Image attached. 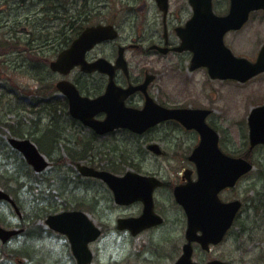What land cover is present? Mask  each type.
<instances>
[{"label": "flooded vegetation", "instance_id": "af4514ba", "mask_svg": "<svg viewBox=\"0 0 264 264\" xmlns=\"http://www.w3.org/2000/svg\"><path fill=\"white\" fill-rule=\"evenodd\" d=\"M230 6L231 0L213 1L217 15H226ZM32 8H35L32 15L22 12ZM192 14L190 0H0V27L14 30V39L20 41L18 57H23L31 49L40 53L52 52L57 58L84 29L97 26L117 29V40L106 41L86 54L88 64L107 61L113 67L110 69L112 77L111 72L84 73L77 67L66 79L82 95L92 99L104 95L111 81L122 94L123 91L137 89L125 99V106L135 110L144 109L148 99L165 109L188 107L170 101L164 88L168 78L175 71H182L192 59L191 53L178 51L182 44L179 31L186 27ZM32 19L38 27L54 30L53 36L49 37L52 41L36 46L29 43L30 40L23 33L27 36ZM246 27L230 34H240ZM17 29L23 31L18 33ZM75 29L82 31L76 36ZM57 76L61 79L60 75ZM55 97L58 98L57 93ZM191 104L190 108L211 111L206 117V123L218 131L212 120V110L207 106ZM98 119H105V115H100ZM135 137L148 138L146 148L150 144H158L162 151L159 158L168 159L169 163L109 165L101 160H91L88 165L98 172H109L119 178L134 173L136 177L133 188L138 199L128 204H116L114 194L106 182L95 177L84 178L83 212L99 235L88 244L86 237H76L74 241L84 245V250L77 252L68 236L53 231L47 224L50 216L72 211L64 209L65 200L69 204L73 202L71 191L62 194L60 202L55 204L59 211L32 214L30 221L23 216L19 224L12 223V207L4 203L10 210L6 227L22 230L6 248L21 240L25 258L14 262L11 254L5 253L3 264H178L189 250L193 264H211L216 261L235 264V242L239 238L236 231H239V235L249 232L250 218L244 214L251 209V204L247 202L251 195V174L243 177L236 187L223 189L219 193V199L224 204L240 201L242 208L223 241L205 248L203 236L213 232L209 228L213 224L210 219V190L204 189L199 193L194 187L190 189V193L199 200L198 221L192 232L193 237L190 238L189 213L175 196L178 189H185L199 180L198 166L191 157L200 144V132L171 120ZM184 139L189 145L181 149L179 145ZM222 145L223 152L251 159V153L247 151L237 154L227 150L228 144L223 142ZM145 153L136 152V155L140 154L144 158ZM146 204L152 205L153 210L148 211ZM72 225L74 231L85 229L92 235L94 233L92 226L85 222ZM29 243L34 245V260H30L26 253ZM225 245L231 248L226 250Z\"/></svg>", "mask_w": 264, "mask_h": 264}, {"label": "rangeland", "instance_id": "374dc122", "mask_svg": "<svg viewBox=\"0 0 264 264\" xmlns=\"http://www.w3.org/2000/svg\"><path fill=\"white\" fill-rule=\"evenodd\" d=\"M22 12L32 14L35 12V8L30 9V11ZM52 32H54V30L50 31V34ZM4 35V33H0V36ZM23 36L28 37L29 40L33 39L35 41L42 42L45 40L44 37H41L38 30H31L30 27H28L27 36L25 34H23ZM226 41L228 46L236 54L244 56L249 60H255L261 46L264 45V13H255L251 22L242 33L237 35L229 34ZM5 55L12 58L15 54L12 53L11 49H0V75H3L2 78L4 79L3 83L0 82V96H2V100L0 102V120L3 121L0 125V139L4 141L6 138L7 140L10 136V132L9 127L7 128L6 126H11L16 123L21 124L19 125V128H23L25 131L23 133L30 132L31 134H34L35 137L39 138L40 133L46 128L47 122L37 124L25 121L21 117L20 102H15V94H13L12 91L16 92L20 97H23L26 94H29V91L31 90L30 88L37 87V85L33 82L34 80H37L35 77L37 72L42 71V81L44 82V86L51 81L52 76L46 74L43 67V62L45 60H43L41 55L31 57L33 62L27 64L25 69L18 68L19 66L8 67L7 65H4L5 59L2 57ZM17 61L19 60L17 59ZM32 64H36L38 67H31L30 65ZM185 68H183L182 71H175L168 78V82L165 84L164 92L167 94L170 101H173L174 104L188 105V107H191L189 106L192 105L191 103L200 107L207 106L213 110L212 120L220 133V141L229 145L227 150L229 152L238 153L247 151L249 138L247 120L254 107L264 104V75H261L246 84H240L237 82L211 80L205 70H198L191 73ZM4 70H10L11 74L8 76L5 75L3 73ZM41 95H44L43 91L41 92ZM51 95V93H47L45 96ZM10 99H12L13 103L9 102ZM54 102L55 101L52 103ZM43 115L47 116L46 114ZM31 118L36 119L37 117L35 115H31ZM47 118H49V116ZM65 122L67 124L62 122L59 116L60 124L57 125L58 128H73L72 131L68 133L70 142L61 141L57 145L60 152L58 154L54 153V156H52L54 164H52V167H50L45 174V179L50 180L48 184H52L50 182L55 180L59 181V186H61L62 191H66L65 187L69 183L75 186L78 185V190L82 187V184L80 183L83 182V180L78 178L75 168L69 163L67 155L63 151L66 145L71 148L75 147L74 145L76 141H78L77 145L79 150L87 148L97 149L94 153H96L97 156L101 153L109 165H112L114 162L117 164L143 163L148 165L169 163L168 159H155L154 157L149 156L143 158L140 154H138V156L136 155V152H146L145 143L148 141V138H145L143 143H141L142 139H136V137L121 131L115 132L113 135L104 138L95 137L88 131L83 132L80 135L77 131V133L73 132L77 129V127H73L70 119L65 120ZM15 130L19 131L16 128ZM40 130L42 131L40 132ZM188 145V141L184 139V141L180 142L179 148H187ZM99 150H101V152H98ZM252 159L257 168L264 170V148L255 152ZM81 164L84 163L81 162ZM256 173L257 171L253 174L250 180V185L252 184L253 191L255 192L254 193L252 191L251 193L253 200L252 206L258 205L259 207H257L259 208V211H255V213L251 211L250 213L251 219L249 220V232L245 235V240L240 243L235 242V264H264V220L258 218V215L264 214V206L260 207V202L264 204V178L257 180L256 177L260 173ZM262 176L264 177V174H262ZM47 192L56 196L58 190L45 189V193ZM24 193L25 195L21 200L23 201L26 211L29 212L30 209H27L30 204L29 202L34 201L35 197L29 195V189H24ZM259 193H262L263 195L258 196ZM72 198H74V203L72 205L82 203V200L85 198L84 191H77ZM6 213L7 215L9 214L8 208L5 205H1L0 216L2 217ZM3 217L5 218V216ZM14 222H17V220L14 219ZM236 232H238V230ZM11 248L19 249V247H16V243H12L10 247L5 250H10ZM227 248L231 247L229 245H225L226 250ZM0 250H4L1 244ZM33 250L30 249L26 252L33 256ZM34 258L35 256L33 259Z\"/></svg>", "mask_w": 264, "mask_h": 264}, {"label": "water", "instance_id": "95a60500", "mask_svg": "<svg viewBox=\"0 0 264 264\" xmlns=\"http://www.w3.org/2000/svg\"><path fill=\"white\" fill-rule=\"evenodd\" d=\"M261 8L264 9V0H252V10ZM204 11L205 16L207 13H210V0H207L206 5L204 6ZM197 14L202 18L199 8ZM246 19L247 16L241 18L233 14L227 18H216L211 23L199 21L195 24L196 20L194 19L192 25H195L190 26L188 29L192 31L193 35L198 33L195 31L196 29L199 30V26L202 30L196 38L187 39V43L184 42L182 48V50H191L195 53L192 69L208 67L209 74L213 79H232L239 82H246L257 75L264 73V48L259 55L258 61L256 63H251L245 59L234 57L224 44L223 37L225 33L231 29L240 27ZM115 37L116 32L112 28L99 27L88 29L79 37L69 50L61 54L57 62L52 63L51 67L55 71L59 70L63 73H67L69 69L75 65H84L85 53L95 44L107 39H114ZM182 37L186 38V36L183 35ZM58 88L69 99L71 115L80 119L85 125L90 126L100 135L121 127L129 128L141 133L159 121L170 118L178 119L186 124V122L193 120L197 114L201 113L200 111L188 110L163 111L158 115H153L152 113H136L135 111L125 109L122 106H120V108L117 106L108 107V100L111 96L110 89L105 97L92 101L87 98H82L78 91L67 82H62L58 85ZM101 112H106L108 114L107 119L104 122L95 121L94 117ZM202 113L205 114V112ZM138 117H146L151 121L149 123H140L137 122ZM250 128L252 148L259 144H264V106L253 110L250 116ZM202 133V146L199 147L196 154L200 155L197 163L200 166V173H202L203 179L198 183L191 185V187H194L199 193L207 188L213 191L210 194L212 197L211 203L213 204L210 214L213 215L214 223L216 224L215 229H219V232L205 235V240L207 241L209 239L210 241L217 243L229 229L233 218L239 210L240 203L237 202L230 205H222L220 201L219 203L217 201L214 202V197H216L221 188L233 186L241 176L251 171L252 164L244 159H231L226 157L218 148L217 136L215 134L209 136V133L204 131H202ZM9 141L14 149L20 151L25 156L28 163L34 167L36 172H42L49 166V163L41 155L37 147L29 140L18 141L10 139ZM211 157L217 158V165L220 166V168H217L214 171H212V167L208 163V158L211 159ZM78 168L80 173L84 176H96L107 182L113 189L117 201L122 202V199L125 197H135L132 192L128 193V196H124L122 193L132 184V179L129 177L135 175L130 173L126 179H119L110 173H98L85 166L79 165ZM226 174L227 177L221 179ZM206 175H209L208 180L205 179ZM218 175L219 178L214 179V176ZM188 188L189 186L186 187V189ZM177 199L187 208L191 225L195 226L198 221L197 197L188 190L181 194L179 193ZM1 200L13 202L9 195L0 189V201ZM77 221H83L89 225V221L82 212H66L60 215L51 216L47 221L52 229L65 233L70 237L75 252L84 250V245L82 243L74 241L76 237H86V243L94 240L96 237L92 235L90 231L84 230L74 233L69 229V226H64L65 223H75ZM18 233L19 232L17 231H8L0 227V239L3 243H6L12 236L17 235Z\"/></svg>", "mask_w": 264, "mask_h": 264}, {"label": "trees", "instance_id": "16d2710c", "mask_svg": "<svg viewBox=\"0 0 264 264\" xmlns=\"http://www.w3.org/2000/svg\"><path fill=\"white\" fill-rule=\"evenodd\" d=\"M78 31H79V29L75 30L76 33ZM8 74H11V73H8ZM9 129L11 130V132H12V134L14 136H18L19 137V136L22 135L21 132L15 130V126H13V125L9 126ZM53 138H54L53 131L51 129H48L44 133H42L40 135L39 139H35L34 138V140L37 143V145L39 146L40 150L43 153H45L47 156H49V157H52V150L50 148H47L46 145H50L51 146V141H52ZM15 154L16 153H14V152H11V154H10V159L13 160L14 164H16L15 163L16 159L14 157ZM71 156H73V155H71ZM1 157H2V152H0V164L2 163V161H1L2 158ZM17 158L20 160V165L23 166V167H26L28 177L33 179V180H36V178H37L36 175H34L33 172L26 166V164H24V162L21 161L22 158L20 157V155H18ZM73 162H75V160H73ZM1 172L2 171L0 170V186L2 188H4L6 191H8L10 194H13L15 196V194H14L15 190H16L15 185H16V187L19 186L18 181H16L17 178L15 177V181H13L12 177L9 178L6 174H3V172L2 173ZM10 190H11V192H10ZM34 197H35V202H37L38 201V197H36L35 194H34ZM15 198H17V197L15 196ZM33 207L35 208L33 210V213H37V212L38 213L44 212L46 214L52 213V207L51 208H47V209H42V210H38V208L35 205H33Z\"/></svg>", "mask_w": 264, "mask_h": 264}]
</instances>
